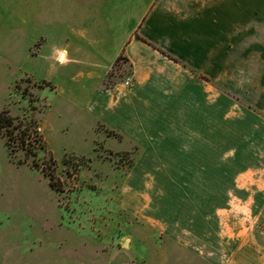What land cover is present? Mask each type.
<instances>
[{
  "label": "crops",
  "instance_id": "obj_1",
  "mask_svg": "<svg viewBox=\"0 0 264 264\" xmlns=\"http://www.w3.org/2000/svg\"><path fill=\"white\" fill-rule=\"evenodd\" d=\"M13 27L62 86L21 74L128 155L134 236L187 264H264V0H19Z\"/></svg>",
  "mask_w": 264,
  "mask_h": 264
},
{
  "label": "rangeland",
  "instance_id": "obj_2",
  "mask_svg": "<svg viewBox=\"0 0 264 264\" xmlns=\"http://www.w3.org/2000/svg\"><path fill=\"white\" fill-rule=\"evenodd\" d=\"M18 3L0 0V40H5L0 43V111L35 121L55 166L40 152L29 156L12 145L6 148L0 137V264H187L175 252L160 251L149 237L143 243L141 235L134 236L144 227L116 202L126 175L118 163H128V155L104 150L113 143L83 133L77 109L61 108L62 100L39 90L46 82L21 74L20 67L33 70L36 79L62 86L61 73L35 67L31 45L14 42ZM121 64H113L104 84L124 76ZM41 167L53 171L58 191ZM260 224L264 229V218Z\"/></svg>",
  "mask_w": 264,
  "mask_h": 264
},
{
  "label": "trees",
  "instance_id": "obj_3",
  "mask_svg": "<svg viewBox=\"0 0 264 264\" xmlns=\"http://www.w3.org/2000/svg\"><path fill=\"white\" fill-rule=\"evenodd\" d=\"M109 75L110 73H108L107 77H109ZM47 86L50 87L48 83ZM0 137L3 139L6 148L11 149L12 145L23 150L24 154L29 156H35L40 152L42 155L47 156V160L52 169L55 166V160L45 149V144L37 129L35 121L29 119L26 122H22L16 117L8 115L5 110L0 111ZM40 170L47 177L48 185L52 189L58 191L60 189V184L53 176V171H46L43 167H41Z\"/></svg>",
  "mask_w": 264,
  "mask_h": 264
},
{
  "label": "built area",
  "instance_id": "obj_4",
  "mask_svg": "<svg viewBox=\"0 0 264 264\" xmlns=\"http://www.w3.org/2000/svg\"><path fill=\"white\" fill-rule=\"evenodd\" d=\"M125 84H127V82H125Z\"/></svg>",
  "mask_w": 264,
  "mask_h": 264
}]
</instances>
